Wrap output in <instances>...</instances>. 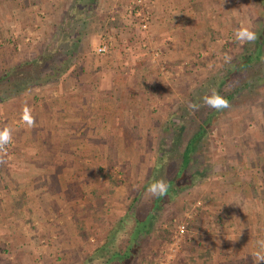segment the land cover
<instances>
[{
    "label": "rangeland",
    "instance_id": "obj_1",
    "mask_svg": "<svg viewBox=\"0 0 264 264\" xmlns=\"http://www.w3.org/2000/svg\"><path fill=\"white\" fill-rule=\"evenodd\" d=\"M94 1L87 22L83 21L85 16L72 22L70 13L65 15L71 0H0V73L14 62L36 58L65 42L66 48L71 47L78 40L69 62L64 64L60 58L59 65L40 75L39 84L0 100V131L7 129L11 135L5 153H0L5 161L0 163V264L98 263L93 254L101 253L96 250L112 227L119 225L134 197H138L133 203L137 216L149 207L146 188H142L155 167L164 123L179 106L200 101L198 97L190 101L189 91L221 72L228 64L226 56L232 58L242 50L246 43L235 40L234 30L244 23L254 31L257 23L264 21V0H217V10L224 17L210 43L172 63L149 27L150 14L147 27L142 28L141 16L127 9L136 6L134 0L123 5L116 2L100 12L99 0ZM122 12L129 15L125 19L132 27L123 41L119 30L104 29L108 22L124 19ZM67 29L81 33L68 34L71 31ZM101 42H107L104 53L97 51ZM117 46L132 55L143 53L166 80L191 72V81L177 84V92H163L169 96L166 106L156 107L164 121L157 123L152 144L116 147L121 161L112 157V162L98 164L95 188L80 192L82 200L78 194L59 189L55 179L50 180L54 184L43 182L41 188L40 177L26 178L32 166L24 159L32 154L56 155L65 149L58 147L59 142L73 141V130L64 131L58 123L62 104L77 102L78 94L87 103L91 101L90 92H77L83 83L75 76L84 72L88 53L104 55ZM154 84L147 82L146 88ZM157 94L155 99L163 95ZM239 102L207 134L200 156L207 163V176L193 180L155 210L151 229L141 237L139 249L128 264H207L206 259H195L206 254L213 258L212 264H232V259L225 257L230 254L239 264H255L256 255H264L258 244L264 240V87L254 101ZM26 107L35 118L33 127L22 119ZM41 141H50L52 147L37 146ZM74 206L82 207V218L89 226L78 225ZM131 223L129 220L128 225ZM179 224L185 225L183 235L176 232Z\"/></svg>",
    "mask_w": 264,
    "mask_h": 264
},
{
    "label": "crops",
    "instance_id": "obj_2",
    "mask_svg": "<svg viewBox=\"0 0 264 264\" xmlns=\"http://www.w3.org/2000/svg\"><path fill=\"white\" fill-rule=\"evenodd\" d=\"M125 1L129 0H99V12L111 9L116 2L123 5ZM143 1L145 8L142 11L150 14L149 27L154 38L162 44L165 56L172 63L193 50L206 47L214 30L218 31L220 19L224 17L217 10V0ZM122 13L124 19L108 22L104 26V29L109 27L108 32L113 30L115 33L119 30L121 41L125 40L128 29L132 28L125 19L129 15ZM46 16L49 14L46 13ZM83 73H86L84 79ZM83 73L78 76H75L77 72L74 74L75 80L83 83V87L77 92H90L88 100L91 101L87 103L83 100L84 96L78 94L77 102H64V110L58 121L62 130H73V141L59 142L58 147L65 149L56 155L32 154L30 157L26 155L27 160L24 159L25 163L29 162L28 165L32 166L28 169L26 178L40 177V187L55 179L59 189L65 192L67 190L69 195L78 194L79 200H82L80 192L95 188L94 175L98 164H108L112 162V157L121 161L117 148L152 144L153 133L159 127L157 123L164 121L160 109L156 107L166 106L165 100L169 96L163 92H177V84H188L191 81V72L180 76L176 74L178 77H174L172 81L166 80L159 74L156 64L149 61L143 53L132 55L122 52L119 46L104 55L88 53ZM151 81L155 83L153 88H146V83ZM157 92L163 94L159 99H155ZM154 115L155 118L149 119L148 116ZM26 145L31 149V146ZM37 146L46 149L52 147V143L41 141ZM52 181L49 184H54ZM81 208H73L76 222L79 226L84 223L89 226L87 220L82 218L84 214ZM225 257L231 258L232 264H239L231 254ZM197 258L206 259L207 264H212L213 258L209 259L208 254L205 257L195 256Z\"/></svg>",
    "mask_w": 264,
    "mask_h": 264
},
{
    "label": "trees",
    "instance_id": "obj_3",
    "mask_svg": "<svg viewBox=\"0 0 264 264\" xmlns=\"http://www.w3.org/2000/svg\"><path fill=\"white\" fill-rule=\"evenodd\" d=\"M94 3V0H71L65 15L68 16L70 13L68 17L72 22L85 16L83 21L87 22L89 9ZM67 31H71L68 34L81 33L80 30L72 32V29H67ZM254 31L258 37L254 43H246L221 72L208 77L205 82L189 91L190 101L192 97L200 98V101L192 103L198 106L197 110L187 104L181 105L164 123L155 167L145 180L142 189L156 180L163 179L168 184V192L163 197L151 198L149 207L142 216L136 215L133 203L138 197H134L126 213L120 218L119 225L112 227L102 246L96 250L101 253L93 254L95 262L128 264L139 249L141 237L150 231L155 210L184 191L193 180L207 176V163L200 156L209 130L228 110L239 105V101H254L264 87V21L260 20ZM68 34L66 39L69 37ZM73 42L71 47L66 48L65 42V45L60 44L61 47L57 46L55 49L45 51L36 58L14 62L3 70L0 73V100L4 96L17 94L32 85L39 84L40 75L59 65L57 61L60 58L64 64L69 62L78 48V40ZM212 90L224 96L229 101L230 107L216 111L204 106L202 98L210 95ZM129 220H132L130 225H128Z\"/></svg>",
    "mask_w": 264,
    "mask_h": 264
},
{
    "label": "clouds",
    "instance_id": "obj_4",
    "mask_svg": "<svg viewBox=\"0 0 264 264\" xmlns=\"http://www.w3.org/2000/svg\"><path fill=\"white\" fill-rule=\"evenodd\" d=\"M234 38L240 44L254 43L257 40V33L252 30V28L244 23H241L234 30ZM231 57L226 56L225 61L230 62ZM203 105L207 106L216 111H222L230 107L229 101L219 94L216 90H212L210 95H206L203 98ZM192 108H198L197 105H190ZM22 119L27 124L28 127L35 126V118L31 115V110L27 107L23 111ZM11 142L10 132L5 129L0 131V153H5V146ZM3 159H0V163H4ZM168 192V184L165 180H156L148 185L146 188V197L148 199L163 197ZM258 244L262 249H264V240L258 241ZM255 264H264V255L259 253L255 257Z\"/></svg>",
    "mask_w": 264,
    "mask_h": 264
},
{
    "label": "built area",
    "instance_id": "obj_5",
    "mask_svg": "<svg viewBox=\"0 0 264 264\" xmlns=\"http://www.w3.org/2000/svg\"><path fill=\"white\" fill-rule=\"evenodd\" d=\"M134 3L136 4V6H141V9L136 10L135 9L136 6H132V5L128 6L127 9L130 12L135 11V14L141 16V26H142V28H146L147 24H148V15H147V13L142 11L143 10L142 7L145 5V3L143 0H134ZM106 50H107V42H101L97 47V51L99 53H104ZM176 232L178 235H183L185 233V225L179 224L177 226Z\"/></svg>",
    "mask_w": 264,
    "mask_h": 264
}]
</instances>
